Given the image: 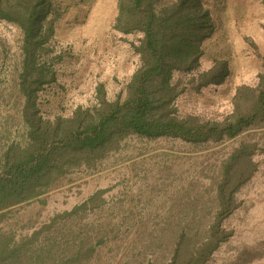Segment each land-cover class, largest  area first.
Segmentation results:
<instances>
[{
    "label": "trees",
    "instance_id": "trees-1",
    "mask_svg": "<svg viewBox=\"0 0 264 264\" xmlns=\"http://www.w3.org/2000/svg\"><path fill=\"white\" fill-rule=\"evenodd\" d=\"M77 1L0 0V20L20 35L15 50L0 37V75L13 56L17 101V133L0 128V264H210L234 235L227 222L264 149L255 138L264 128V52L251 41L261 68L255 83L236 86L225 113L181 115V95L218 85L229 70L227 60L202 68L221 0H116L110 29L125 35L139 65L112 97L98 82L89 103L46 114L41 92L73 54L57 30L70 4L87 10ZM169 142L193 154L191 173L183 161L191 156ZM118 164L144 187L108 198L111 186L98 187L43 215L50 192ZM30 205L37 209L24 213Z\"/></svg>",
    "mask_w": 264,
    "mask_h": 264
},
{
    "label": "rangeland",
    "instance_id": "rangeland-1",
    "mask_svg": "<svg viewBox=\"0 0 264 264\" xmlns=\"http://www.w3.org/2000/svg\"><path fill=\"white\" fill-rule=\"evenodd\" d=\"M77 3L81 4L83 10L87 9L86 12L79 10V5L75 7L69 3L61 22L62 28L56 33L58 42L71 48L73 54L65 56L56 64V81L41 92L42 109L46 114L66 112L79 103H89L98 82L104 84L108 96L112 97L126 85L140 63L129 41L122 38L125 35L121 37L120 33L110 29L117 12L116 0H78ZM214 8L219 27L204 41L202 68H209L217 60H227L229 70L218 85L210 86L201 93L181 95L177 101L181 115L194 112L206 117L220 116L231 107L230 98L236 86L255 83L261 68L260 58L251 41L264 52L263 1L221 0ZM19 36L15 25L0 20V37L7 39L12 50L17 47ZM126 37L134 40L133 36ZM13 61V56H10L5 64L10 68L3 69L0 75V128L4 124L8 125L12 135L17 133V122L10 118L17 115L13 102L15 99L11 95ZM255 138L264 147V128L256 129ZM171 143L166 146L173 145L178 150L177 154L191 156L189 161L183 158L186 161L184 167H190L185 173H191L195 157L187 146ZM160 146L163 149L165 147L163 143ZM256 160L258 169L238 192L240 206L227 222V226L234 229V235L217 251L210 264H264V149L256 156ZM120 165L93 175L81 176L80 179L75 177L74 182L61 190L50 192L43 215L70 208L98 187L111 186L106 198L110 197L109 194H117L126 189L136 193L137 187H144L141 179L128 177L126 169ZM36 209L37 206L30 205L24 213ZM254 252L258 254L250 262V254Z\"/></svg>",
    "mask_w": 264,
    "mask_h": 264
}]
</instances>
